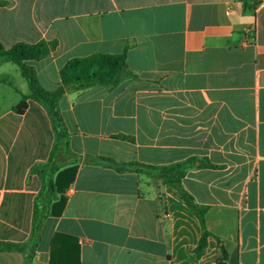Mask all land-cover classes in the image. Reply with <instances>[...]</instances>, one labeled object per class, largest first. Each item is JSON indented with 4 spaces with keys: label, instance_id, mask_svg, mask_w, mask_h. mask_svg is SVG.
<instances>
[{
    "label": "crops",
    "instance_id": "0c3cea01",
    "mask_svg": "<svg viewBox=\"0 0 264 264\" xmlns=\"http://www.w3.org/2000/svg\"><path fill=\"white\" fill-rule=\"evenodd\" d=\"M0 42L54 41L35 69L53 90L67 60L122 53L136 75L65 92L69 133L59 163H76L60 215L34 249H0V264H264V5L255 0H2ZM11 62L0 65V242L28 241L55 130ZM124 134L131 139L117 137ZM85 156L171 165L190 158L184 189L201 225L153 172H118ZM80 157V158H79ZM208 161L218 168L199 166ZM224 254L222 253V249ZM30 255L28 262L26 256Z\"/></svg>",
    "mask_w": 264,
    "mask_h": 264
},
{
    "label": "trees",
    "instance_id": "16d2710c",
    "mask_svg": "<svg viewBox=\"0 0 264 264\" xmlns=\"http://www.w3.org/2000/svg\"><path fill=\"white\" fill-rule=\"evenodd\" d=\"M0 4H5V1L0 0ZM54 47V41L41 40L32 44L18 42L9 48H5L0 42V65L3 62L15 64L19 69L20 75L25 79L29 90L27 95H21V101L14 109L17 111L21 110L25 106V100L28 97L40 102L51 118L56 137L46 163L35 165L31 169L41 179V188L35 197L33 208L31 235L28 241L24 243L0 242V249L2 250H19L25 253L27 248L33 250L42 221L47 216L60 215L65 205L66 197L64 192L74 179L76 163L70 165L59 163L61 152L67 149L69 133L57 106V100L70 90L85 89L94 85H105L113 88L125 79L136 78V75L127 69L125 63L127 46H125L122 53H92L83 57L70 58L59 70L60 84L53 90H47L39 84L34 67L26 62L46 57ZM116 136L123 139H131L124 134ZM82 161L84 163L111 166L118 172L155 173L163 184H167L177 190L190 211L197 217L202 231L195 252L197 255L203 252L206 246V238L209 234L205 228L206 207L197 204L182 185V178L187 170L194 165L195 159L190 158L163 166L148 165L134 161L117 162L104 156H85ZM199 162V166L202 167L218 168L217 165H213L208 161ZM221 249L224 254L222 247ZM29 258L30 255H27V262ZM51 264H54L53 260H51Z\"/></svg>",
    "mask_w": 264,
    "mask_h": 264
},
{
    "label": "built area",
    "instance_id": "2783aa9c",
    "mask_svg": "<svg viewBox=\"0 0 264 264\" xmlns=\"http://www.w3.org/2000/svg\"><path fill=\"white\" fill-rule=\"evenodd\" d=\"M263 5H264V0H255L256 7L263 6Z\"/></svg>",
    "mask_w": 264,
    "mask_h": 264
},
{
    "label": "rangeland",
    "instance_id": "374dc122",
    "mask_svg": "<svg viewBox=\"0 0 264 264\" xmlns=\"http://www.w3.org/2000/svg\"><path fill=\"white\" fill-rule=\"evenodd\" d=\"M18 75H19L20 79H23L22 76H21L20 74H18Z\"/></svg>",
    "mask_w": 264,
    "mask_h": 264
}]
</instances>
